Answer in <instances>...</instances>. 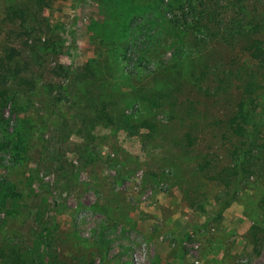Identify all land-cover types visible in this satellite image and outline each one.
Segmentation results:
<instances>
[{"label": "rangeland", "instance_id": "obj_1", "mask_svg": "<svg viewBox=\"0 0 264 264\" xmlns=\"http://www.w3.org/2000/svg\"><path fill=\"white\" fill-rule=\"evenodd\" d=\"M22 2L31 16L24 27L5 17ZM137 2L145 10L113 50L93 25L108 16L102 0H0V56L20 52L23 75L35 80L28 99L11 90L0 102V256L15 247L37 258L45 236L52 264H264L258 161L238 185L207 178L234 165L238 141L226 120L246 83L264 86V68L220 26L236 4L262 15L264 0H196L207 6L208 32L184 18L187 0ZM86 64L103 78L61 77ZM70 87L109 101L117 121L77 109ZM257 125L264 140V114ZM18 131L24 144L7 148L5 134Z\"/></svg>", "mask_w": 264, "mask_h": 264}, {"label": "trees", "instance_id": "obj_2", "mask_svg": "<svg viewBox=\"0 0 264 264\" xmlns=\"http://www.w3.org/2000/svg\"><path fill=\"white\" fill-rule=\"evenodd\" d=\"M196 0H187L184 6L180 9L184 18L190 15V18L194 19V25L196 30L200 26L201 29L208 32L205 25L202 22H207V6L201 2L197 5ZM104 7L108 12V16L99 22H94L93 25L100 27L97 24H101V27L105 33L107 41L112 39L110 45L112 49L118 47L117 42L121 44L128 35L130 30L131 19H133L139 12L145 7L137 5V0H102ZM238 2V0H235ZM25 3L20 5H11L6 9L5 17L11 21H19L20 26H23L29 22L30 15L27 11ZM235 17L221 30L224 33L225 38H238L245 43L244 50L249 57V60L256 62L257 72L259 69L264 68V13L261 15L250 16L245 7L236 4L234 5ZM187 21V20H186ZM108 36L111 38L109 39ZM119 36V39L117 37ZM21 57V53L13 48L5 49L3 55L0 56V102L5 101L8 97L9 91L13 90L17 95H22L28 99L35 89V80L23 75V71H26L18 61ZM61 77L68 80L71 83H87L92 80L99 81L103 76L99 73L95 66L84 65L80 71L75 73L66 72L61 70ZM103 83L99 85L100 92L103 87ZM103 88L104 94L107 93L106 87L110 84H105ZM62 89L60 87L59 95L61 96ZM72 93L73 105L79 108L80 104L87 105L88 109L95 110V118L103 119L112 123L117 121V116L114 110L109 108L110 102H105L102 105L103 99L98 98L93 92H80V87H70ZM260 91V93H258ZM79 93L78 97L73 96ZM160 94V92H158ZM259 97L262 100L259 102ZM160 98V96H158ZM156 97L152 99V103L158 107L162 106V103ZM168 98H163V100ZM59 101V98L55 99ZM101 104V106H99ZM154 105V106H155ZM156 107V106H155ZM76 109V111H77ZM262 114H264V86L258 84L254 79H250L244 87L243 96L240 102L237 104L236 110L227 118L226 126L228 132L234 136L238 144L233 147L232 157L234 158V165L232 167H223L220 170L214 171L212 174L208 173L207 178L221 183L224 187H229L234 182L238 185L241 177L244 173H248L252 169V165L258 166L264 171V140L257 135V123L260 120ZM83 115V114H82ZM118 123L121 124V128H128L129 122L123 118L118 119ZM140 125L151 126L148 121L143 120ZM42 127H44L42 125ZM43 129V128H42ZM1 132L4 128H0ZM5 140L7 142V148H14L18 151V146L24 144L22 132H15L13 135L5 134ZM185 144V145H184ZM187 148L192 146V137L189 133L182 139V144ZM188 149H185V151ZM254 161V163H253ZM250 162V164H249ZM211 165L210 161H205L199 165L201 172L206 171ZM235 190V189H233ZM13 196L14 193H11ZM41 242L42 250L39 252V257H33L28 253L22 252L19 248L11 247L8 251H2L0 264H52L48 261L45 255L48 242L45 236L38 239Z\"/></svg>", "mask_w": 264, "mask_h": 264}]
</instances>
